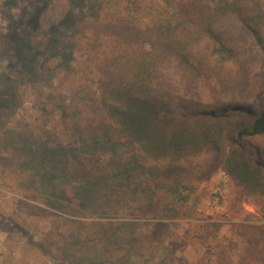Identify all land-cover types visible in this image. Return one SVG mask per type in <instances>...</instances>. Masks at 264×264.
I'll return each mask as SVG.
<instances>
[{
	"label": "rangeland",
	"instance_id": "obj_1",
	"mask_svg": "<svg viewBox=\"0 0 264 264\" xmlns=\"http://www.w3.org/2000/svg\"><path fill=\"white\" fill-rule=\"evenodd\" d=\"M7 1L0 0V74L10 77L0 84V93L14 102L8 84L48 44L51 26L61 16L57 3L63 0ZM34 4L45 8L43 19L16 32L9 18L30 13ZM170 8L164 0L151 2L143 20L151 14L163 18ZM237 39L242 43L246 37L238 34ZM75 58L74 65L80 55ZM52 63L42 78L27 77V84L18 85L23 105L10 108L13 121L0 123V264L264 263L250 257L246 233L250 226L264 230V197L229 177L213 149L182 159L175 166L188 174L182 188L152 184L157 192L152 198L142 196L143 176L118 179L119 192L85 185L88 175L102 169L90 155L95 145L87 147L89 154L83 151L71 120L72 101L85 90L86 78L62 82V72L53 71L57 62ZM213 66L212 88L192 84L178 91L189 99L206 97L215 111L264 105V58L250 45L234 63ZM91 77V82L97 79ZM36 150L41 155L31 157ZM43 157L53 164V180L40 170ZM142 163L140 171L157 167L158 175L176 170L170 160ZM140 171H130L131 177ZM257 250L264 252V246Z\"/></svg>",
	"mask_w": 264,
	"mask_h": 264
},
{
	"label": "trees",
	"instance_id": "obj_2",
	"mask_svg": "<svg viewBox=\"0 0 264 264\" xmlns=\"http://www.w3.org/2000/svg\"><path fill=\"white\" fill-rule=\"evenodd\" d=\"M154 1H59L61 16L51 26L48 44L8 84L15 103L0 93V123L13 121L10 108L23 105L25 94L18 85L27 84V77L42 78L56 61L53 71L62 72V82L86 78L85 90L72 101L71 120L83 151L89 154L87 147L95 145L90 155L102 169L88 175L85 185H108L119 192L118 179L143 176L142 196L152 198L157 193L152 184L182 188L188 174L175 167L182 159L213 149L229 177L264 197V105L215 111L206 97L189 99L178 91L192 84L212 88L213 65L234 63L247 45L264 58V0H164L171 14L147 15L144 21L146 5ZM44 10L34 4L30 13L9 20L18 32L20 26L40 22ZM238 34L246 37L242 43ZM138 45L142 49L134 48ZM75 54L80 55L76 65ZM92 74L97 77L93 82ZM9 77L1 73L0 84ZM30 155L37 158L41 150ZM144 159L170 160L176 170L161 175L157 167L140 171ZM43 161L40 170L53 180V164ZM134 169L141 173L131 177ZM246 228L250 257L264 260V252L257 250L264 246V230Z\"/></svg>",
	"mask_w": 264,
	"mask_h": 264
}]
</instances>
